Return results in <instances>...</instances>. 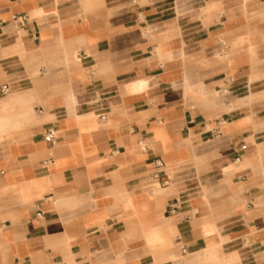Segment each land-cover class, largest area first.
<instances>
[{"label":"crops","instance_id":"1","mask_svg":"<svg viewBox=\"0 0 264 264\" xmlns=\"http://www.w3.org/2000/svg\"><path fill=\"white\" fill-rule=\"evenodd\" d=\"M0 264H264V0H0Z\"/></svg>","mask_w":264,"mask_h":264},{"label":"built area","instance_id":"2","mask_svg":"<svg viewBox=\"0 0 264 264\" xmlns=\"http://www.w3.org/2000/svg\"><path fill=\"white\" fill-rule=\"evenodd\" d=\"M1 91H2L4 94L8 93V92L10 91V85H9L8 83L5 84V85H3ZM47 138L53 140V138H54V132L49 131V132L47 133ZM241 148H242V149H245V148H246V145H243ZM161 164H162V162H161L160 160H157V161H156V165H157V166H160ZM177 240L180 241V238L178 237ZM181 249H182V252H183V253H186V248H184V247L182 246Z\"/></svg>","mask_w":264,"mask_h":264}]
</instances>
